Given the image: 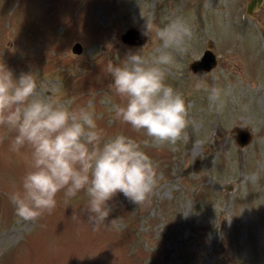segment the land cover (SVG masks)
Listing matches in <instances>:
<instances>
[{
	"label": "rangeland",
	"instance_id": "374dc122",
	"mask_svg": "<svg viewBox=\"0 0 264 264\" xmlns=\"http://www.w3.org/2000/svg\"><path fill=\"white\" fill-rule=\"evenodd\" d=\"M248 1L0 0V63L14 78L36 75L41 98L87 108L105 140L141 142L158 178L144 204L117 193L95 231L83 191L67 203L58 193L50 214L26 222L9 197L30 169L31 148L13 151L15 131L0 127V264H264V0L252 15ZM129 27L144 44L122 41ZM208 41L217 64L198 76L190 64ZM133 53L172 57L162 67L187 105L186 139L159 146L116 117L126 101L110 87L108 66ZM197 82L223 89L221 111ZM236 126L250 135L243 146L230 134Z\"/></svg>",
	"mask_w": 264,
	"mask_h": 264
},
{
	"label": "clouds",
	"instance_id": "9594fccd",
	"mask_svg": "<svg viewBox=\"0 0 264 264\" xmlns=\"http://www.w3.org/2000/svg\"><path fill=\"white\" fill-rule=\"evenodd\" d=\"M173 42V38L165 40L166 46ZM172 62L168 54L150 61L133 53L122 66H108L113 77L110 87L126 101L115 109L116 117L159 146L186 139L187 105L182 95L165 83L162 67ZM194 90L208 92L214 110L225 107V93L219 86L197 82ZM0 127L15 131L13 151L25 145L31 148L30 169L21 179L20 190L9 197L16 216L23 221L35 223L50 214L58 193H64L67 203L83 191L95 231L104 225L111 212L108 201L117 193L140 205L150 201L157 185V166L142 151L141 142L123 134L105 140L87 108L69 110L65 102L41 98L36 75L22 73L14 78L2 63ZM6 135L0 136V141ZM115 221L111 225L115 226Z\"/></svg>",
	"mask_w": 264,
	"mask_h": 264
},
{
	"label": "water",
	"instance_id": "95a60500",
	"mask_svg": "<svg viewBox=\"0 0 264 264\" xmlns=\"http://www.w3.org/2000/svg\"><path fill=\"white\" fill-rule=\"evenodd\" d=\"M263 0H249L247 3V13L252 15V11L258 8L262 4ZM121 39L124 43L131 45H142L146 40V36L140 33L137 29L129 27L126 31L121 34ZM213 44L211 41L207 42V48L204 50L203 55L199 60H195L190 64V68L193 73L198 76H203L213 69L216 64V55L212 51ZM82 50L80 43L72 45L71 51L79 54ZM241 146L248 143L250 135L247 128L236 126L230 133Z\"/></svg>",
	"mask_w": 264,
	"mask_h": 264
}]
</instances>
